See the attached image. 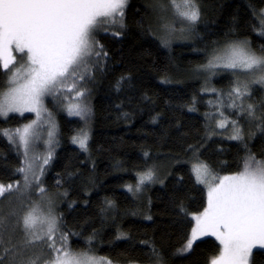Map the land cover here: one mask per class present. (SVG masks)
Segmentation results:
<instances>
[{
	"label": "trees",
	"instance_id": "trees-1",
	"mask_svg": "<svg viewBox=\"0 0 264 264\" xmlns=\"http://www.w3.org/2000/svg\"><path fill=\"white\" fill-rule=\"evenodd\" d=\"M170 1L127 0L117 23L98 27L95 50L106 55L92 56L79 72L84 78H75L91 104L85 150L73 143L85 123L55 109L57 143L41 185L57 199L58 248L66 243L74 253L112 264H211L222 251L214 238L181 251L193 216L208 201L191 159L221 178L240 173L249 157L264 160V110L251 121L239 108L223 110L242 130L241 140L215 135L208 119L215 100L210 89L223 94L236 77L225 71L210 77L203 70L215 52L235 42L264 57V0H195L199 19L167 45L159 31L168 25L161 6ZM6 81L0 67V93ZM252 91L253 105L264 108L263 89ZM45 105L53 108L50 99ZM31 120V115L0 117V185L19 183L23 167L20 151L4 133ZM149 171L155 179L140 187ZM26 194L0 199V225L7 221L12 228L7 235L0 229V264H45L57 254L48 247L51 241L37 240L23 228ZM251 264H264L263 250L254 251Z\"/></svg>",
	"mask_w": 264,
	"mask_h": 264
},
{
	"label": "snow or ice",
	"instance_id": "snow-or-ice-1",
	"mask_svg": "<svg viewBox=\"0 0 264 264\" xmlns=\"http://www.w3.org/2000/svg\"><path fill=\"white\" fill-rule=\"evenodd\" d=\"M172 3L181 19L191 23L199 19L195 0H181L179 4L172 0ZM126 5L127 0H0V67L7 71L16 63L14 52L25 54L27 58L26 66L16 67L10 74L9 83L14 86L0 99V116L6 117L10 112L21 115L35 112L39 117L44 95L55 92L67 79H83L79 71L90 63V58L106 55L95 50L98 27L117 23L116 17H123ZM260 34L264 35V31ZM208 66L240 68L245 72L256 70L261 73L256 82L264 83V57H257L242 46L232 49L227 62H210ZM233 91L237 98L249 94L246 84L243 90L237 86ZM83 94L77 92L78 97ZM69 111L81 116L85 109L76 104ZM249 114H252L251 105ZM31 127L28 125L23 130L5 132L4 135L10 138L18 135L27 149ZM220 127L225 124L221 122ZM231 138H241L239 128ZM86 141V133L73 140L82 149H86ZM254 162L255 157H249L240 173L209 184L207 208L195 217L196 227L181 251L191 250L193 243L203 235L215 236L222 246L220 255L213 258L211 264H251L253 249L257 246L264 249V162ZM19 171L26 170L21 168ZM207 172V165L196 167L197 180L204 183L203 176ZM151 179L149 171L140 178V183ZM24 180L27 186V175ZM12 188V185H0V196ZM44 191L41 187L40 192ZM22 223L35 239L47 237L51 241L48 247L57 254L45 264H112L104 257L98 258L87 252L74 253L66 243L58 248L53 235L59 231L57 219L50 214H37L36 207L23 217ZM37 225L42 235H36ZM60 240L66 241L67 237L61 235Z\"/></svg>",
	"mask_w": 264,
	"mask_h": 264
},
{
	"label": "rangeland",
	"instance_id": "rangeland-1",
	"mask_svg": "<svg viewBox=\"0 0 264 264\" xmlns=\"http://www.w3.org/2000/svg\"><path fill=\"white\" fill-rule=\"evenodd\" d=\"M176 3L179 4L181 3L180 0H176ZM169 6V9L167 8ZM164 8V9H163ZM162 14L165 15L162 18V22L168 25L164 27L163 31H159L160 38L164 44L170 45L174 41V37L172 36L173 34L176 35L175 33L185 32L188 28L192 27L195 23H191L187 20L181 19L177 15L176 8L174 7L172 1L169 3L167 2L166 4L161 6ZM261 20L264 22V10L260 14ZM105 26L103 28H106L108 23L102 24L100 26ZM161 30V29H160ZM179 40V39H177ZM184 40V39H182ZM180 40V41H182ZM236 46H242L244 49L248 52H251L254 54L251 49L249 48L248 44L244 42H235L231 43L225 48L220 49L218 52H215V54L212 56L211 61L213 64H223L227 62L228 57L232 54V49ZM16 56V63L13 65H10L9 69L6 71L7 72V81L5 84V88L2 90L0 93V99L3 98V95L7 93L14 85L9 83L10 80V74L12 70L16 67L19 66H26L27 65V58L25 54L21 53H13ZM256 55V54H255ZM257 56V55H256ZM23 59V61L20 60ZM260 57V56H257ZM209 62V63H210ZM209 63L203 68V70L208 74L209 76H213L215 73H220V72H232V74L235 75L236 79L234 80V83L230 89L225 91L223 94L218 93L215 91L213 88L210 89L211 94L213 97H215V100L213 102H210V109H213L214 111L211 113L210 117H208L209 122L213 128V131L215 135H221L227 139L231 140H236L239 141L241 139H232L231 137L235 134V129L240 128L238 127L237 123L228 120L226 116L224 115L223 110H227L230 112H236L235 108L237 109V113L245 114L247 119L249 121L253 120V117L256 115V111H260V109L264 110L263 107L253 105L251 102L253 91V88L260 87L263 89L262 95H263V100H264V83H258L256 82L261 73L259 71L253 70L252 72H245L242 71L240 68L236 69H228L224 67H209ZM82 69V68H81ZM80 69V71H81ZM79 71V72H80ZM21 75H23V68L21 69ZM22 82V81H21ZM247 85V91L249 94L244 95L240 98L236 97V93L233 91L234 88L237 86L241 87L243 90V86ZM74 85V86H73ZM71 88V91L68 89ZM79 86L77 87L76 82L73 79H67L64 85L58 86L57 90L53 93L46 94L42 98V107H41V112L40 116L38 117L35 112H24L22 115L17 112H10L6 117L5 116H0L2 118H8L10 115H19V116H26V115H31L32 120L28 122L27 124H23L22 126L12 130L9 133H15L17 129L23 130L25 127L28 125H32L31 129L29 130V135L27 137L28 139V145L27 149L25 146L20 142L19 136L18 135H12L11 138L7 135V137L11 140V142L17 147V149L20 151L22 157H23V167L26 171L22 172L21 176V181L19 183L13 184V188L11 191H6L3 196H0V199L3 198L6 195L10 194H18L16 196L17 200L22 196L23 192H26L27 197H28V202L25 204L26 207H28L25 215L32 210L33 207L37 208V214H43V215H51L54 216L57 219V227H58V214L56 213V210L54 209V205H56L57 199L55 196L48 194L47 192H40V188H44L41 185L42 182V177L45 171L47 170L48 166L50 165L51 159L54 154V149L57 143V136H58V126L56 122V117H55V109L58 107L63 113L67 114L70 118H79L82 120L83 124L85 125L80 129L76 135L73 137L74 138H82L83 134H87V141H86V148L89 143V137H90V127H89V120L91 117V104L89 103V100L86 99L87 95L83 96H77V92H82L80 90ZM84 93V92H83ZM47 99H50L51 102H53V108H47L46 107V101ZM234 101V103H233ZM254 102V101H253ZM264 103V101H263ZM79 104L81 108L85 109L83 115L77 116L75 114H72L69 109L73 106ZM258 104V103H257ZM249 105L252 106V114H249ZM261 112V111H260ZM259 118V116H258ZM221 122L225 124V127H220ZM240 132V137L242 136V130L239 129ZM74 143V142H73ZM77 147H79L81 150L82 149L79 145L78 142L74 143ZM47 160V163L44 161ZM255 162H264V160H259L255 159ZM254 162V163H255ZM191 166L193 168L194 174H195V168L204 165L203 163L199 162V160H196L194 158L191 159ZM208 168V167H207ZM147 173V172H146ZM25 175L28 177L27 181V186L26 182L24 180ZM196 176V175H195ZM197 178V177H196ZM155 177L152 176V180H154ZM204 183L199 182L202 186L205 187L207 195H208V186L209 184H215L218 182L219 179H222L221 177H217L213 172L210 171L208 168V172L203 176ZM149 180H145L147 182ZM144 182V183H145ZM143 184L140 185V187ZM34 192H36L34 196ZM26 202V200H24ZM203 213V212H202ZM202 213L196 214L193 216L194 220V228L196 227V220L195 217L197 215H201ZM24 215V216H25ZM0 229L2 233L7 235V233H11L12 228L11 226L7 223V221L4 223V226L0 225ZM36 235H42L43 233L40 231V226L37 225V229L35 230ZM32 234L31 232H28ZM34 237V236H32ZM214 238L215 240L216 237L213 235H203L200 236L194 243L193 245L204 238ZM35 238V237H34ZM47 237H45L46 239ZM44 239V240H45ZM191 239V237H190ZM218 241V240H217ZM219 242V241H218ZM192 245V246H193ZM33 246V245H30ZM222 247V246H221ZM256 250H263L262 248H259L257 246L256 248L253 249V253ZM90 255H93L89 253ZM95 256V255H93ZM98 257V256H95ZM99 258V257H98ZM252 259V257H251Z\"/></svg>",
	"mask_w": 264,
	"mask_h": 264
}]
</instances>
